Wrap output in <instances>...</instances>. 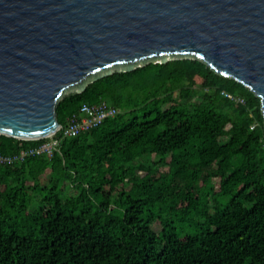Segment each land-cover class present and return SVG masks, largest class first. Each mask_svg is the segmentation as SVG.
<instances>
[{
    "label": "trees",
    "instance_id": "1",
    "mask_svg": "<svg viewBox=\"0 0 264 264\" xmlns=\"http://www.w3.org/2000/svg\"><path fill=\"white\" fill-rule=\"evenodd\" d=\"M100 102L115 117L56 133L52 155L0 164V264H264L258 97L173 59L65 94L57 121ZM43 140L0 135V154Z\"/></svg>",
    "mask_w": 264,
    "mask_h": 264
},
{
    "label": "water",
    "instance_id": "2",
    "mask_svg": "<svg viewBox=\"0 0 264 264\" xmlns=\"http://www.w3.org/2000/svg\"><path fill=\"white\" fill-rule=\"evenodd\" d=\"M183 58L247 87L264 125V0H0V135L49 137L65 94Z\"/></svg>",
    "mask_w": 264,
    "mask_h": 264
},
{
    "label": "built area",
    "instance_id": "3",
    "mask_svg": "<svg viewBox=\"0 0 264 264\" xmlns=\"http://www.w3.org/2000/svg\"><path fill=\"white\" fill-rule=\"evenodd\" d=\"M117 113L118 110L106 102L82 104L78 111L67 119L66 125H61L62 129L49 137L42 138L45 140L40 144L21 150L17 155L6 156L0 154V164L19 163L32 155H52L55 151H58L59 140L55 138L56 133H60L63 137H77L98 127L105 120L115 117Z\"/></svg>",
    "mask_w": 264,
    "mask_h": 264
},
{
    "label": "rangeland",
    "instance_id": "4",
    "mask_svg": "<svg viewBox=\"0 0 264 264\" xmlns=\"http://www.w3.org/2000/svg\"><path fill=\"white\" fill-rule=\"evenodd\" d=\"M153 229L156 231V230H158V229H159V227H158V226H156V225H154V226H153Z\"/></svg>",
    "mask_w": 264,
    "mask_h": 264
}]
</instances>
